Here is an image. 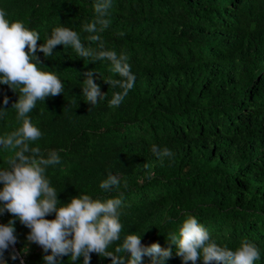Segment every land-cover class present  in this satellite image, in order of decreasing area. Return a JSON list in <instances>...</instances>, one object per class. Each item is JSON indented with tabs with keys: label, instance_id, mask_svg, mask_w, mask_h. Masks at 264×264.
I'll return each mask as SVG.
<instances>
[{
	"label": "trees",
	"instance_id": "trees-1",
	"mask_svg": "<svg viewBox=\"0 0 264 264\" xmlns=\"http://www.w3.org/2000/svg\"><path fill=\"white\" fill-rule=\"evenodd\" d=\"M95 3L0 0L10 22L38 32L37 49L60 25L95 50L100 42L88 37L98 34L106 50L127 55L136 77L121 104L109 107L121 91L104 82L120 78L110 61L80 58L71 45L57 46L47 58L37 50L39 67L56 74L63 90L36 102L29 115L42 136L29 144L58 152L61 163L45 173L58 200L67 204L81 193L102 201L121 198L120 240L110 252L136 234L145 246L171 248L166 264H183L167 236L179 239L184 220L193 215L219 246L235 250L242 240L253 243L260 251L254 264H264V0H111L109 27L87 33ZM93 70V81L107 94L95 106L82 90L84 73ZM19 95L20 86L14 92L0 84V110H6L0 136L21 126L13 108ZM153 144L173 155H153ZM12 155L0 146V169ZM109 174L118 183L105 191L100 184ZM2 215L6 225L16 221V234L27 235L30 229L18 218ZM45 218L53 220L55 213ZM13 254L10 245L6 263L17 262ZM21 255L26 264H46L43 257L51 251ZM57 259L84 264L83 257L72 262L71 254ZM90 264L113 262L93 252ZM142 264H152V257L145 255Z\"/></svg>",
	"mask_w": 264,
	"mask_h": 264
},
{
	"label": "clouds",
	"instance_id": "clouds-1",
	"mask_svg": "<svg viewBox=\"0 0 264 264\" xmlns=\"http://www.w3.org/2000/svg\"><path fill=\"white\" fill-rule=\"evenodd\" d=\"M93 7L95 19L86 23L83 30L100 33L109 27L110 20L106 17L110 15L112 3L111 0H96ZM6 15L5 10L0 9V84L8 85L14 92L16 86H20L19 100L13 108L17 111L21 126L10 134L0 136V146L14 153L7 161L8 167L0 169V183L3 184L0 190V202H3L0 214L7 211L18 218L20 223L30 229L27 240L38 244L45 252L51 251V255L43 257L46 264H58V257L69 254L72 262L83 257L84 264H90L93 252L110 258L113 264H125V254H130L127 264H142L145 255L152 257V264H166L173 255L172 249H162L158 243L145 246L136 234H128L114 252L108 251L111 244L120 240L122 224L119 210L122 199L108 198L102 201L81 193L71 198L69 203L61 204L55 188L50 186L45 175L48 166L61 163L58 152L50 150L42 153L40 148L30 147L29 144L42 136L29 115L36 102L60 95L63 90L56 74L42 71L39 67L37 50L47 58L53 55L57 46L71 45L80 58L110 61L112 70L120 78H109L104 82L110 88H119L121 91L113 93L108 102L109 107H118L134 87L136 77L127 62V55L106 50L98 34L90 35L88 39L100 42L99 50L85 47L77 32L63 25L55 27L46 42L37 49L40 40L38 32L29 30L21 21L10 22ZM119 35L123 36L124 33L120 32ZM94 71L84 73L87 79L82 88L84 97L93 106L107 95L102 94L100 86L93 81ZM4 104H8L7 97L4 98ZM4 111L0 110V113ZM151 152L161 158L173 155L167 147L155 144L151 146ZM144 166L148 167L147 164ZM117 183V177L109 174L100 188L110 191ZM52 213H55V219L45 218ZM15 222L10 220L7 225H0V259L4 251L17 242ZM167 237L177 246L176 255L182 258L183 264H196L201 258L203 264H254L260 259L259 249L246 239L235 250L219 246L193 215H187L184 220L179 229V239L175 234ZM22 251L26 254L28 249L25 247ZM11 258L15 260L17 256L13 254Z\"/></svg>",
	"mask_w": 264,
	"mask_h": 264
},
{
	"label": "rangeland",
	"instance_id": "rangeland-1",
	"mask_svg": "<svg viewBox=\"0 0 264 264\" xmlns=\"http://www.w3.org/2000/svg\"><path fill=\"white\" fill-rule=\"evenodd\" d=\"M26 233V231H24V233H21V234H17L16 238H17V242H16V245L18 246L17 248L19 249V251L21 253H23V249L26 247L28 249L27 253L26 254H29L33 251H36V250H40L42 247L39 246L38 244L36 243H30L28 240H27V236L29 235L30 233V230H28L27 232V235L24 237V234ZM6 252V251H5ZM25 254V253H24Z\"/></svg>",
	"mask_w": 264,
	"mask_h": 264
},
{
	"label": "built area",
	"instance_id": "built-area-1",
	"mask_svg": "<svg viewBox=\"0 0 264 264\" xmlns=\"http://www.w3.org/2000/svg\"><path fill=\"white\" fill-rule=\"evenodd\" d=\"M0 204H1V202H0ZM0 225H6L5 220H4V216L2 214H0ZM11 249L13 251H15V255L17 256V258H16L17 262H15L13 264H22V262H23V264H26L25 260H24L25 257L21 255V253H20L19 249L17 248L16 244L15 245H11Z\"/></svg>",
	"mask_w": 264,
	"mask_h": 264
},
{
	"label": "crops",
	"instance_id": "crops-1",
	"mask_svg": "<svg viewBox=\"0 0 264 264\" xmlns=\"http://www.w3.org/2000/svg\"><path fill=\"white\" fill-rule=\"evenodd\" d=\"M14 235L17 236L16 233H14ZM6 256H7L6 252L4 251L3 257H2V259H0V264H9V263H6Z\"/></svg>",
	"mask_w": 264,
	"mask_h": 264
}]
</instances>
